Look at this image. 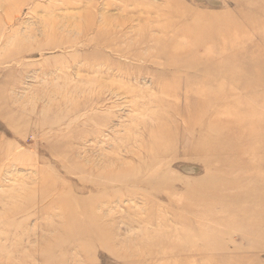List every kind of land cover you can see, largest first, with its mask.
Segmentation results:
<instances>
[{"label": "rangeland", "instance_id": "rangeland-1", "mask_svg": "<svg viewBox=\"0 0 264 264\" xmlns=\"http://www.w3.org/2000/svg\"><path fill=\"white\" fill-rule=\"evenodd\" d=\"M262 85L264 0H0V264H264Z\"/></svg>", "mask_w": 264, "mask_h": 264}, {"label": "bare ground", "instance_id": "bare-ground-1", "mask_svg": "<svg viewBox=\"0 0 264 264\" xmlns=\"http://www.w3.org/2000/svg\"><path fill=\"white\" fill-rule=\"evenodd\" d=\"M174 43H177V42H174ZM262 87H264V85L259 86V87L252 86V89H253L252 92L256 93L258 91H261L260 89ZM250 106H253V105H250ZM254 110H256V109H254V106L251 107L248 111L246 110V112H245V114L247 115L246 118H251L248 122H246V124L247 125H250V126H253V125L254 126H257V125L260 124V121H261L260 126L262 127V124H263L262 123V118H260V116L255 117V115L254 116L250 115V114H254ZM226 124H228V123H226ZM245 132H248V134L249 135H252V138L255 139V141H256L255 142L256 147L264 148V131L263 132H260L259 134H257L256 132H253V129H250V130L245 131ZM245 132H243V134ZM263 167L264 166H260V168H263ZM254 181L258 184L259 189H264V179L261 180V179L257 178V179H254ZM245 194H248V193H245ZM253 212H255V210H253ZM259 215L261 216L259 218V220L257 219V217L255 219H252V220L250 219V222L252 223V226L253 227L260 225L261 222L264 221V213L262 214V212L260 211V214ZM63 230H64L65 233H78V232H83V230H85V228H84L83 225L79 224L78 222H73V221L71 222V220H70L69 223H66V225H64Z\"/></svg>", "mask_w": 264, "mask_h": 264}]
</instances>
